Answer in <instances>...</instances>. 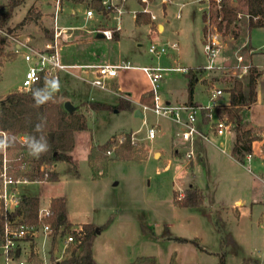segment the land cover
<instances>
[{
    "label": "rangeland",
    "instance_id": "rangeland-1",
    "mask_svg": "<svg viewBox=\"0 0 264 264\" xmlns=\"http://www.w3.org/2000/svg\"><path fill=\"white\" fill-rule=\"evenodd\" d=\"M7 1L0 0V7ZM161 1L153 0L147 6L158 17L156 24H164V31L156 29L152 32V40L158 46H165L179 39L182 62L176 64L172 57L169 58L175 57V52L171 50L160 59L152 57L148 53L151 45L147 36L150 34L149 28L135 29L133 23L130 24L131 15L126 13L121 17L122 30L116 43L94 41L93 50L99 47L97 52L102 56H108L113 50L117 62L119 59L133 67L120 71L114 80L122 81L127 92L130 88L135 91L146 87L150 91L146 75L139 70L142 67L169 69L206 65L200 41L202 12L209 18L206 24L212 33L218 22L215 15L218 1L213 4L211 0H174L166 4L165 17ZM228 4L236 8L239 20L231 33H218L221 49L216 65H220V71L204 72L194 86V99L202 107L209 104L208 91L211 88L223 91V95L216 99L218 104H223L228 98L227 90L235 79L246 82L247 74L235 66L242 67L250 63L264 72V50H261L264 30L247 31L244 0H229ZM126 9L140 11L136 0H126ZM28 10H32L33 15L40 14V19L37 23L32 21L18 28ZM52 11L51 0H26L15 9L7 26L12 30L9 34L16 38L24 35L29 45H37L42 49L47 42L46 30L49 31L52 25ZM69 13L68 10L62 11V23ZM79 15V23L83 25L81 13ZM177 15L181 18L177 19ZM112 25L111 20L109 26ZM181 30L184 39L177 37ZM249 39L251 45L261 51L244 52ZM14 49V44L8 42L6 52L13 56L8 60L0 57V96L20 90L29 67L22 52L15 53ZM239 55L243 57L241 61L237 58ZM88 72L91 78L92 71ZM202 78L206 79L205 83L200 80ZM187 83L188 79L183 73H163L160 93L165 101L182 103L187 99ZM259 85L261 92L263 77ZM59 97L62 102H70L77 107L87 119V130L75 136L72 157L76 168L73 170L71 165L57 162L55 171L59 182H35L23 186L20 191L27 196H37L41 201H47L49 196H63L67 201L70 221L74 223L69 222L70 227L67 229L78 228L79 225L75 223L82 222L92 223L100 229L93 237L95 264H131L138 257H155L158 264H171L173 260L175 264H218L216 254L221 255L223 252L226 264H251L254 261L264 264V188L257 179L258 176L264 179L260 143L254 145L251 163L244 162L242 167L231 156L235 137L233 128L224 137L216 138L197 122L196 129L207 134L215 143L210 144L195 136L190 147L181 138L182 127L150 112H144L145 117L138 119L134 117L133 110L86 111L81 107L82 102L115 104L117 100L83 81L72 79L69 84L61 86ZM130 101L135 109V100L131 98ZM243 124L255 131L264 127L262 102H257L244 112ZM153 125H160L161 132H156L155 137L149 139L148 129ZM121 133H130L144 148V159L139 163L111 159L94 177L87 157L91 144H104L112 136L119 137ZM145 147L150 150L149 153ZM189 151L193 152L190 160L185 157ZM159 152H165L160 161V156L154 155ZM199 153L201 158L198 157ZM190 186L201 190L202 204L196 208L178 207L173 202L174 193L182 197ZM236 201H240V207L245 211L243 216L238 217L234 212ZM174 238L197 239L207 252L199 251L190 243L177 242ZM39 247L41 259L42 256L46 258L47 249L42 248L41 240ZM66 256L68 254L59 261ZM51 258L55 261L53 255ZM51 262L47 260V264ZM0 264H4L1 248Z\"/></svg>",
    "mask_w": 264,
    "mask_h": 264
},
{
    "label": "trees",
    "instance_id": "trees-1",
    "mask_svg": "<svg viewBox=\"0 0 264 264\" xmlns=\"http://www.w3.org/2000/svg\"><path fill=\"white\" fill-rule=\"evenodd\" d=\"M26 0H8L6 4L0 7V57L10 59L13 54L6 52L8 39L6 35H10L12 30L7 28L15 9L22 6ZM76 1V0H74ZM81 1V0H80ZM83 1V0H82ZM148 1V0H147ZM150 1V0H149ZM218 1L215 15L218 22L215 26L217 33L222 32L224 35L231 33L239 20V14L236 8L228 4L229 0H211L213 4ZM246 5L247 31L253 29H264V0H244ZM143 4L142 0H138ZM92 7L100 10V4L95 1ZM202 21L204 23L203 33L205 34L207 21L206 14L202 12ZM41 15L32 14V10H28L25 18L18 24L24 27L27 23L37 21ZM28 21V22H27ZM149 14L143 11L137 13L135 24H150ZM47 33V38L50 37ZM5 34V35H3ZM118 34L114 33L113 39L116 40ZM250 45L243 49L251 50ZM2 63L0 62V66ZM203 68L188 69L186 77L188 104H193L194 86L196 84V76L201 73ZM246 82L235 79L232 87L227 90L228 105L215 106L213 113L217 119H226L231 123L235 133L234 141L231 147L232 158L241 163L245 156L254 153V145L260 143V150L264 154V127L255 131L243 124L244 112L256 102L257 82L263 77V104H264V72H260L255 65L249 63L247 70ZM150 96L143 100V103L151 104ZM64 102L60 100L58 87H50L44 80L34 84L29 90H16L4 97L0 98V131L9 134L7 140L8 148L13 155L22 158L27 162L29 167L21 170L20 165L16 163L15 177H25L30 182H49L56 183L59 181L58 174L54 172L47 173L40 171L42 165H51L57 162H64L76 167L73 162L72 151L75 147V135L87 130V121L83 113L77 108L75 112L69 114L63 108ZM81 107L86 111H108V110H126L131 111L133 108L130 102L119 101L116 106L107 104L85 101L81 103ZM208 110L201 109L200 114L203 123H208L206 114ZM49 135H52L51 138ZM25 136L27 142L21 146L16 140L17 137ZM131 134H121L119 137L113 136L106 143L93 145L88 155V166L92 170L93 176L100 174L101 170L106 167L111 159L127 162H141L145 157L144 148L138 143L132 144ZM41 146H43L41 148ZM37 149H40L37 152ZM110 153V154H108ZM97 170L95 174L94 171ZM174 204L180 208H196L202 204V192L195 187L186 189L182 197L174 193ZM40 208V199L37 196H26L21 194V200L16 209L15 216L20 217L24 223L35 224L37 222V213ZM51 218L48 220L54 235L52 238L51 255L55 246L56 236L60 228H64L63 233L70 227L66 214V203L64 198H52L49 205ZM84 232L81 244L72 247L68 251L62 261L52 260L51 264H95L93 259V237L96 231H100L92 223L82 224L80 226ZM180 243H190L199 251L204 250L197 239L188 240L184 238H174ZM3 242V222L0 218V246ZM218 257V264H226L225 253ZM173 260V259H172ZM29 261L35 264H42L38 255L30 253ZM131 264H158L155 257H138ZM171 264H175L174 260ZM251 264H261L257 261Z\"/></svg>",
    "mask_w": 264,
    "mask_h": 264
},
{
    "label": "built area",
    "instance_id": "built-area-1",
    "mask_svg": "<svg viewBox=\"0 0 264 264\" xmlns=\"http://www.w3.org/2000/svg\"><path fill=\"white\" fill-rule=\"evenodd\" d=\"M84 4L88 8L84 11V23L81 29L87 33L101 36L104 40H113L114 33L120 30V15L121 11L117 10L112 0H83ZM98 1L100 4V10L96 11L92 4ZM65 0H52V41L45 44L42 49L35 48L29 45V43L21 37H13L6 35L8 42L14 44V52H22L24 61L29 65L28 70L25 73L22 87L20 90L27 91L34 84L41 80H44L50 87H57L62 75L65 74L69 77H75L79 80L89 84L91 87L100 91L109 93L110 81L116 78L120 70L132 69L129 63L120 65H110L107 63H97L92 65H66L62 62L60 56V45L67 42L71 37L72 33L76 28L63 27L59 24L60 14L63 10V4ZM146 3L145 0H142ZM144 13H147L145 9H142ZM97 17L98 22L107 19L109 17L114 21L112 28L109 27H97L88 28V22L92 21ZM151 20L154 21L155 17L152 15ZM209 22V18L207 17ZM206 21V23H207ZM205 23L206 31L203 38V53L206 57V65L203 70L207 72L220 71V65H216V60L220 54V42L219 34L214 28L211 33L208 30V26ZM5 35V34H3ZM178 44L171 43L165 46H158L156 43H151L148 53L160 59L162 56L167 54L168 50L177 51ZM238 60H242V56H237ZM248 65L235 66L236 69H241L244 74L247 73ZM92 71V76L89 78V72ZM143 72L149 83H150V98L151 104L140 105L142 112H150L156 117L164 118L172 121L178 126L183 128L181 138L183 142L188 143L191 147L195 136L200 137L202 140L214 144V141L207 135L196 129L195 124L197 119L201 116V109L208 110L206 117L208 118L207 130L212 136L224 137L229 130L232 128L231 123L226 119H217L214 116L213 109L219 104L216 99L223 95L221 89L211 88L209 90V104L208 106H175L167 103L162 94L160 93V83L163 79V73L167 72H180L183 74L188 73V68L174 67L169 69L142 67L139 69ZM121 97V96H120ZM124 97V96H123ZM185 116V117H183ZM156 128L150 127L148 129V138H154ZM9 134L5 131H0V218L3 222V242L0 248L3 252L4 264H35L29 261L30 253L26 258H19L16 253L19 251L21 244L27 240L32 242H38L41 240L42 248H45L46 244H49L50 251L52 248V238L54 231L49 223V219L52 214L49 206L40 207L37 213V222L35 224L24 223L20 217H16L14 214L18 208L21 200L20 189L30 184L25 177H15L16 163L20 165L21 170H26L29 166L27 162L22 160L20 157L13 155L12 151L8 148L7 140ZM18 143L23 146L27 142L25 136L17 137ZM132 144H136L137 141L131 137ZM221 151L224 152L223 149ZM262 156V162H264V154L260 151ZM110 154V153H108ZM185 157L190 160L193 157V152L189 151ZM253 154H248L245 159L239 163L242 167L244 162L251 163ZM53 164L42 165L40 171L44 172L45 176L47 173L53 172ZM251 173L250 169H247ZM257 179L261 182L264 188V179L262 176H258ZM64 228H60L55 241L53 249V256L55 261H59L68 254V251L72 247H76L81 244L84 236V232L81 227L74 229H66L63 233ZM37 248V247H36ZM37 254V250L33 251ZM51 253V252H50ZM51 255V254H49Z\"/></svg>",
    "mask_w": 264,
    "mask_h": 264
},
{
    "label": "crops",
    "instance_id": "crops-1",
    "mask_svg": "<svg viewBox=\"0 0 264 264\" xmlns=\"http://www.w3.org/2000/svg\"><path fill=\"white\" fill-rule=\"evenodd\" d=\"M146 3H143V4H140L138 2V0H136L139 8H140V11L139 9L138 10H132V11H128L127 9H125V2L126 0H112L113 4L116 6L117 10H120L121 11V15H120V30L117 32L118 34V38L116 40H110V41H106L104 40L101 36H96V35H93V34H90V33H87L85 30L81 29V27H83V25H81L79 23L80 19H81V16L79 15V13H81L82 15V18H83V23H84V11L88 8V6L86 4H84V1H80V0H65L64 4H63V12H65V10H68L70 11V13L66 16V19L64 20V23L63 22V18L64 16H61L59 21H60V26H63V27H70V28H76L75 31L72 33V37L65 43H62L60 45V56H61V60L64 64L66 65H92V64H97V63H107V64H110V65H116V64H126L128 62H122L121 60L118 59V62H117V58L115 57V54L113 53V50H111L109 52V55L108 56H102V54L98 53L97 51L99 50V47H95V49L93 50L92 48L94 47V41H105L107 43L109 42H114L116 43L119 38H120V32L122 30V19L121 17L126 13V14H129L131 15V23H133V26L135 27V29H140V28H143V27H146V28H149V31H150V34H148V38L150 39V43H154V41L152 40V32L156 29H159V32H162L164 31V24L163 23H159V24H156L155 20L158 19V17L156 15H154L149 9H148V4L152 3L153 0H145ZM172 2H174V0H162L161 3H163V9H164V17L167 13V9H166V4H171ZM51 3H52V0H51ZM203 3V2H201ZM142 9H145L147 14H149V19H150V24H140V25H136L135 24V18H136V15L137 13L141 12ZM62 13V12H61ZM61 15V14H60ZM154 16L155 17V20L152 21L151 20V16ZM203 15V14H202ZM180 15H177V19H180ZM50 19H51V23H52V13L50 15ZM112 18L109 17L108 20L107 19H104L100 22H98L99 20L97 19V17H95L94 20L88 22V28L89 29H92V28H97V27H109V28H112L113 25H114V21L112 20L113 22V25L112 27L109 26V23L111 22ZM203 22V21H202ZM94 23L92 26L91 24ZM90 24V26H89ZM130 24L128 26H130ZM91 27V28H90ZM203 27H204V23H203ZM203 27H202V35H201V42L203 44V38H204V33H203ZM49 31L46 30V32H48V35H50L49 38H47V33H46V39H47V43L51 42L52 41V25L51 27L49 26ZM259 30H264V29H259ZM183 35V31L181 30V32H178V35L177 37L178 38H182L184 39V36ZM21 38H26V36L24 35H21L20 36ZM30 38H28L29 40ZM33 40V39H31ZM179 41V39H178ZM178 41H173L171 43H177L178 44ZM171 43H167V44H171ZM157 44V43H156ZM247 45H250V47L252 48L250 50L251 53H254V52H258V51H261V50H264V45H263V48L261 50H258V48H254L252 45H251V42H250V39L249 41L246 43L245 46ZM34 47H37V45H33ZM179 46V45H178ZM173 52H175V57L173 56H169V58L172 57V60L174 61V63L177 64V62H182V56H181V52H180V48L178 47L177 51L175 50H171ZM220 57V56H219ZM251 58H252V55H251ZM120 61V62H119ZM205 65H197V66H193V65H189L188 66V69H197V68H203ZM258 67V66H257ZM183 68H186V67H183ZM122 71V70H120ZM119 71V72H120ZM118 72V74H119ZM204 72H207L205 70H203L201 73H198L197 76H196V82H198V78L200 76H202V74ZM118 74L116 76V78L118 77ZM114 78L113 80H111L109 83H110V88L111 90L109 91V95H112L116 98V103L115 104H107V105H110V106H116L119 101H127V102H130L131 103V106L133 108V103L130 101L131 98H133L136 102V108L135 109H132V113H136L139 111L138 115L137 116H134L138 119H143L145 116H144V112H142L140 110V105H143V104H148V103H143V100L145 98H148L150 96L149 94V91H148V88H143L141 90H133V88H130L129 89V92H127L128 89H126L124 86H123V83L122 81H117L115 82L114 80L116 79ZM72 79H76L78 81H81L79 80L78 78H75V77H69L65 74L62 75V78L58 84V89L63 86V85H67L71 82ZM202 82L205 83V80L206 79H200ZM260 83V78L257 82V97H256V102H262L263 103V85H262V91L260 92L259 89H258V85ZM260 86V85H259ZM126 91L127 93L126 94H123L122 92ZM209 93V91H208ZM186 95H187V89H186ZM121 96V97H120ZM124 96V97H123ZM209 96V95H208ZM0 97H4V96H0ZM128 98V99H127ZM151 101V100H150ZM188 98L186 99V101L182 102V103H171L170 101H166L167 103L171 104V105H175V106H184V105H187L188 104ZM193 104H195L196 106H200V104H198L195 99H194V93H193V100H192ZM81 103V102H80ZM100 103V102H99ZM229 103V100L227 98L226 102L223 103V104H219L220 106H225V105H228ZM104 104V103H103ZM150 105V104H149ZM254 105V104H253ZM252 105V106H253ZM77 109V107H75ZM250 107L247 109L249 110ZM88 112H94V111H90L88 110ZM100 112V111H99ZM141 115V117H140ZM185 117V116H183ZM87 121V119H86ZM169 122L173 123L172 121L168 120ZM197 122L199 123V125L203 126L204 128L207 129V125L205 123H203L202 121V117L200 116L198 119H197ZM175 124V123H173ZM177 125V124H176ZM154 128H156V132H161V129H160V125H157V126H152ZM250 128V127H248ZM261 129V128H260ZM208 132V130H207ZM210 133V132H209ZM122 134V133H121ZM127 134V133H126ZM130 134V133H128ZM156 135V133H155ZM166 135V134H165ZM76 136V135H75ZM116 136V135H114ZM113 137V136H112ZM111 137V138H112ZM155 137V136H154ZM216 138H222V137H217V136H214ZM110 138V139H111ZM186 143V142H184ZM215 143V142H214ZM93 145H96V144H91L90 148L93 146ZM261 145V144H260ZM191 147V146H190ZM90 148L88 149V155H89V152H90ZM147 153H149L150 150H148L146 147H145ZM259 151L260 150V147H259ZM175 152H177V150H175ZM72 154V153H71ZM163 154L164 153H155L154 155L155 156H160L159 157V160H161V158H163ZM201 154L199 153L198 154V157H200ZM88 157V156H87ZM201 158V157H200ZM233 159V158H232ZM234 160V159H233ZM235 161V160H234ZM238 165L239 163L237 161H235ZM56 164V163H55ZM53 164V172L54 173H57L55 171V168H56V165ZM240 166V165H239ZM58 174V173H57ZM59 178V176H58ZM42 182V181H41ZM59 182V181H58ZM32 183H35V182H30V184ZM261 183V182H260ZM190 187H193V186H190ZM22 193V192H21ZM22 195H25L24 193ZM27 196V195H26ZM56 196V195H55ZM60 198H64L63 196H59ZM52 198H58V197H53V196H49L47 201L43 200L41 201L40 200V207H46V206H49L50 205V200ZM40 199V198H39ZM65 200V198H64ZM65 203H66V210H67V219L70 223H72L70 221V213L68 212V207H67V201L65 200ZM241 203L240 201H236V204L234 205V212L235 214L240 217V216H243L245 214V211L240 207ZM74 224V223H72ZM79 225V227L82 225V224H88L87 222H82V223H75V225ZM37 247V248H36ZM44 249H47V254L45 255L46 258H44L42 256L43 259H41V256L39 254L40 252V247H39V241L38 242H32V240H27L26 242H23V244H21V247L19 249V251L16 253V256L23 259L24 257H27L29 252H31L32 250L35 251L37 250V254L38 255V258L42 261V264H47V260L48 262L50 261V257L51 254L50 252V246L49 244H46L45 248ZM93 252V250H92ZM94 259V257H93ZM95 261V260H94ZM49 264V263H48Z\"/></svg>",
    "mask_w": 264,
    "mask_h": 264
},
{
    "label": "water",
    "instance_id": "water-1",
    "mask_svg": "<svg viewBox=\"0 0 264 264\" xmlns=\"http://www.w3.org/2000/svg\"><path fill=\"white\" fill-rule=\"evenodd\" d=\"M63 108L69 114H71V113L76 111V108L70 102H64ZM138 113H139V111L135 113V116H137ZM140 117H141V115H140ZM51 136L52 135H49L50 138H51Z\"/></svg>",
    "mask_w": 264,
    "mask_h": 264
},
{
    "label": "clouds",
    "instance_id": "clouds-1",
    "mask_svg": "<svg viewBox=\"0 0 264 264\" xmlns=\"http://www.w3.org/2000/svg\"><path fill=\"white\" fill-rule=\"evenodd\" d=\"M43 146H41V148H42ZM40 149H37V152L39 151Z\"/></svg>",
    "mask_w": 264,
    "mask_h": 264
}]
</instances>
